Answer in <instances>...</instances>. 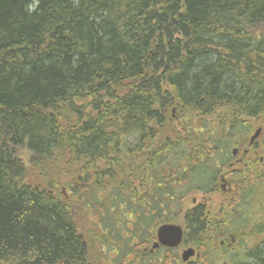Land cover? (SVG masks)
I'll return each instance as SVG.
<instances>
[{
    "label": "trees",
    "instance_id": "1",
    "mask_svg": "<svg viewBox=\"0 0 264 264\" xmlns=\"http://www.w3.org/2000/svg\"><path fill=\"white\" fill-rule=\"evenodd\" d=\"M263 25L264 0H0V264H176L158 227L264 116ZM256 160L244 214L264 207ZM206 211L184 239L205 264H264L262 225L237 253Z\"/></svg>",
    "mask_w": 264,
    "mask_h": 264
},
{
    "label": "rangeland",
    "instance_id": "2",
    "mask_svg": "<svg viewBox=\"0 0 264 264\" xmlns=\"http://www.w3.org/2000/svg\"><path fill=\"white\" fill-rule=\"evenodd\" d=\"M263 27H264V25H263ZM173 114L175 115V109L172 108V112L170 113V116H174ZM252 127L253 128L247 137L248 142H249L250 137L256 132V130H258L259 128L262 129V133H261L262 135L259 137V139L257 140L256 146L254 147L255 152H252L250 155H247L245 157H244V155H241V153H240L239 156H236L235 158H233V160L235 159V162H234L235 164L233 165V167H231V168L228 167L227 169L223 170V172L233 173V175H231L230 178L234 179L235 182L239 181V177L241 174L247 173L248 168H250V166L252 165L251 164L252 160L260 158V162H263V161H261V158H262V160L264 159V156H263V153H264V116L258 120L256 119V121L252 122ZM167 134L174 139H176V137H178V135H179L178 132L177 133H171L170 132ZM248 142H246L242 145L234 146L232 148V150L240 148V151L242 152L243 149L248 146ZM21 154H22V159L25 161V163L28 164L30 152L27 149H22ZM259 166H260V168H263L264 165H259ZM255 167H257V166H255ZM255 167L253 168V170H252V168L250 170L252 172L257 171V170H255ZM229 175H227V176H229ZM218 181H219V176H218ZM234 196H235V194H233V193L227 194V195L224 194L223 189L220 187H219V189L217 188V190L211 194H207V193L202 192V191L201 192H193L183 202L182 208L179 211L180 212L179 219L175 223L180 224L182 226L186 225V219H185L186 212L189 209L197 206V204L199 205L202 203V204H206V206L209 210V213L211 214V217L215 218L216 220H219L221 218L222 214L223 215L226 214L228 217L226 220V224H229V226H230L231 222L235 221V217H236V215H234L231 211L232 206L230 207V205H229V202L231 201V199ZM239 201L240 200L238 199L237 202H239ZM251 211H252V213H251ZM263 211H264V207L258 208L257 206H256L255 210H253L252 208H248V210H246V212L248 214L251 213L249 216V218H250L249 223H251V222L252 223H251V225H249L245 229H242L241 231L237 232L238 234H241L243 232H245L247 234V236L245 238L240 237L239 239L236 240V243L234 245H235V251L237 253H241V251L244 248H246L247 246L251 245L254 241H256L254 239L255 233H256V231L259 230V228L255 227L256 222H258L259 225H262V228H264V219L262 216ZM214 231H216V232L210 231V233H208L207 236L210 237L212 235H217L221 232V231H219V229H216ZM234 231L226 232V234L229 235L230 233H233ZM204 238H206V237H204ZM219 239H220V237L218 238V240ZM189 247H195L196 250H198L197 246H195L193 242H191L189 244H183L182 246H180L177 249H171V251H173V253H175L177 255L176 264H187L185 262L184 263L182 262L181 254H182L183 250L188 249ZM199 250H198V252H199ZM167 251L168 250H165V249L160 251V256L162 257V259L165 256V254L167 253ZM100 253H101V250H98V251H96V253H94V254H96L97 257L99 256V260L101 259L100 262L97 264H112L113 261L109 255L106 256V260L111 261V263L110 262L107 263L104 259H102ZM201 257H203L202 254H201ZM203 258H200L201 259L200 260L197 257H193L191 259V263H189V264H203V262H202L204 260Z\"/></svg>",
    "mask_w": 264,
    "mask_h": 264
},
{
    "label": "flooded vegetation",
    "instance_id": "3",
    "mask_svg": "<svg viewBox=\"0 0 264 264\" xmlns=\"http://www.w3.org/2000/svg\"><path fill=\"white\" fill-rule=\"evenodd\" d=\"M249 142H250V139H249ZM249 142H248V146L245 147L242 152L240 151L237 154H233L234 158L236 156H239L240 153H241V155H244V157H245L247 155H250L252 152H255L254 147L256 146L257 141H255L253 144H250ZM261 161H262V158H261ZM234 162H235V159L233 161L229 162L228 163V167L229 168L233 167V165L235 164ZM255 163H256V159L252 160V162H251L252 165L250 166V168H248L249 172H252L250 169L252 168V170H253V168L255 167V165H254ZM245 174H248V173L241 174L240 177H239V181L235 182L234 179L230 178L231 175H233V173L223 172V170H222V172L218 175L219 176V181H218V177L215 178L216 179L215 180L216 181V185H215V189H214V191L212 193H214L217 190V188L219 189V187H220V188L223 189V193L226 194V195L227 194H231V193L235 194V196L229 202L230 207L232 206L231 207V211H232V213L234 215H238L239 214V215L242 216V215L246 214V212L244 214V211H245L244 209L240 210V208H239L240 211H238V207H237L238 205H240L239 204L240 202H237L238 199H239L238 197H240V195L242 193V190L245 188V184H244L245 180L243 179L244 178L243 176ZM227 175H229V176H227ZM199 205H203V208L207 210L206 213H207L208 217L205 219V224L207 225L206 231L208 233H210V231L216 232V231H214L216 229H219V231H222V230L225 231L223 226L226 225V220H227V217L225 216L226 214H224V215L222 214L221 218L219 220H216L215 218L211 217V214L209 213V210H208L206 204H202L201 203ZM199 205L197 204V206H199ZM220 226H222L223 229H220ZM241 230L242 229L235 230L233 233H230L229 235L224 234L222 236H219L220 233L217 234L216 236H218V238L220 237V239L217 240L216 243L214 242L213 245L215 247L227 246L228 248H231V249L234 246V248H235L234 244L236 243V240L239 239L240 237L245 238L247 236V234L245 232H243L241 234L237 233V232H239ZM230 232H232V231H230ZM189 243H191V242H188L187 244H189ZM202 262H203V264H205L204 261H202ZM189 263H191V261ZM189 263H187V264H189Z\"/></svg>",
    "mask_w": 264,
    "mask_h": 264
},
{
    "label": "water",
    "instance_id": "4",
    "mask_svg": "<svg viewBox=\"0 0 264 264\" xmlns=\"http://www.w3.org/2000/svg\"><path fill=\"white\" fill-rule=\"evenodd\" d=\"M261 128L258 129L253 137L251 138V144L258 139L261 134ZM237 150H234L236 153ZM184 230L182 226L177 224H164L157 231V241L155 242L153 249H157L160 246H165L169 248H175L181 245L183 240ZM196 255V250L194 248H189L185 250L182 254L183 261L187 262L191 257Z\"/></svg>",
    "mask_w": 264,
    "mask_h": 264
},
{
    "label": "bare ground",
    "instance_id": "5",
    "mask_svg": "<svg viewBox=\"0 0 264 264\" xmlns=\"http://www.w3.org/2000/svg\"><path fill=\"white\" fill-rule=\"evenodd\" d=\"M182 228H183L184 231L188 230L187 224L182 226Z\"/></svg>",
    "mask_w": 264,
    "mask_h": 264
}]
</instances>
